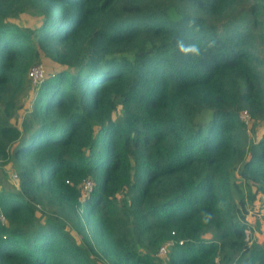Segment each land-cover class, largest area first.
I'll return each instance as SVG.
<instances>
[{
  "label": "trees",
  "instance_id": "trees-1",
  "mask_svg": "<svg viewBox=\"0 0 264 264\" xmlns=\"http://www.w3.org/2000/svg\"><path fill=\"white\" fill-rule=\"evenodd\" d=\"M0 162V264H264V0H0Z\"/></svg>",
  "mask_w": 264,
  "mask_h": 264
},
{
  "label": "rangeland",
  "instance_id": "rangeland-1",
  "mask_svg": "<svg viewBox=\"0 0 264 264\" xmlns=\"http://www.w3.org/2000/svg\"><path fill=\"white\" fill-rule=\"evenodd\" d=\"M41 17L33 12L28 11L20 14L16 18H12L11 21L22 26V27H30L34 28L39 25ZM39 63L45 68V76H48L50 72L56 71L58 69V65L54 62L50 61L47 58L40 57ZM44 76V77H45ZM29 81V80H28ZM35 88L37 86L28 83V86L22 92L19 102L22 104V107L16 112V121L15 123L19 125V121L22 119V116L26 114V110L29 109L31 100L34 97ZM119 114V108L114 112V116ZM244 117V116H243ZM262 130L261 126H256L255 134L251 136L252 139L257 138ZM10 189L13 190L17 188V179L15 178L13 164L11 162L3 163L0 162V189ZM249 211L246 215V219L250 224H254L257 222L258 226H254L253 231L250 233L251 240L255 239L257 242L264 241V195L257 193L255 197L252 199L250 203L247 204ZM209 236L208 234L206 235ZM165 253L159 254L162 261H165Z\"/></svg>",
  "mask_w": 264,
  "mask_h": 264
},
{
  "label": "built area",
  "instance_id": "built-area-1",
  "mask_svg": "<svg viewBox=\"0 0 264 264\" xmlns=\"http://www.w3.org/2000/svg\"><path fill=\"white\" fill-rule=\"evenodd\" d=\"M44 76H45V68L42 65V63H39V60L34 62L30 66V68L28 69V72H27L28 80L34 86H38L41 83V81L44 79ZM241 117L244 118L245 120L247 118V116L244 112L241 114ZM87 185L89 187L88 182H87L86 186ZM168 244L169 243L167 242L166 245H168ZM165 252H166V249H165V244H164V245L159 247L158 254H164Z\"/></svg>",
  "mask_w": 264,
  "mask_h": 264
},
{
  "label": "clouds",
  "instance_id": "clouds-1",
  "mask_svg": "<svg viewBox=\"0 0 264 264\" xmlns=\"http://www.w3.org/2000/svg\"><path fill=\"white\" fill-rule=\"evenodd\" d=\"M178 48L181 53L184 54H193V55H199L200 50L197 45L192 44V45H184L182 41L178 42Z\"/></svg>",
  "mask_w": 264,
  "mask_h": 264
}]
</instances>
